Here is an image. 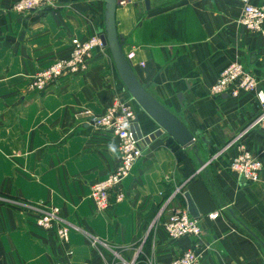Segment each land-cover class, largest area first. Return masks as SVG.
Wrapping results in <instances>:
<instances>
[{
    "label": "crops",
    "instance_id": "0c3cea01",
    "mask_svg": "<svg viewBox=\"0 0 264 264\" xmlns=\"http://www.w3.org/2000/svg\"><path fill=\"white\" fill-rule=\"evenodd\" d=\"M15 1L0 0V264H166L194 243L201 264H264L261 128L237 142L259 160V180L228 167L234 140L262 107L251 92L209 94L236 62L264 94V43L238 23L244 4L264 9V0H148L147 10L143 0H116L115 31L136 80L178 118L194 148L165 133L142 143L119 186L123 200L100 212L89 187L116 168L118 142L75 117L100 114L118 97L129 101L142 136L157 127L124 90L105 47L93 49L85 71L63 74L42 95L28 92L29 77L68 57L71 39L104 34V3L54 0L52 9L17 14ZM183 192L200 235L171 240L163 223L185 209ZM52 208L70 230L65 242L35 225Z\"/></svg>",
    "mask_w": 264,
    "mask_h": 264
},
{
    "label": "built area",
    "instance_id": "2783aa9c",
    "mask_svg": "<svg viewBox=\"0 0 264 264\" xmlns=\"http://www.w3.org/2000/svg\"><path fill=\"white\" fill-rule=\"evenodd\" d=\"M54 8V0H16L11 9L17 14H25L34 10ZM238 23L246 30L259 36L264 43V9L244 4ZM70 53L64 60H58L44 69L37 70L27 79L26 90L36 95L44 94L48 88L63 74H78L86 70L91 53L95 48H102L97 36L88 39H71ZM132 53L126 54L127 61ZM251 92L262 107L260 114L255 117L245 130L234 140L235 145L247 130L259 127L264 131V94L258 87L255 77L246 71L242 64L231 63L221 70L215 82L209 88L211 96H236L238 92ZM79 123L92 130L106 131L112 134L118 142V163L116 168L103 179L94 182L89 187V198L96 211L106 210L111 203H119L124 196L119 186L127 178L136 160L141 156L142 141L135 139L131 131L135 122V115L129 101L115 97L112 103L100 114L84 110L75 117ZM229 170L248 183H255L260 178L261 164L259 160L247 151L241 144L235 146V154L231 157ZM58 210L52 208L46 212H39L34 216L35 225L39 228L53 230L57 240L65 242L69 228L58 221ZM216 214H209L212 219ZM163 229L171 240L181 237L198 238L200 228L195 218L188 215L185 209H173ZM197 245L188 247L176 258L166 264H201ZM54 264H61L56 262Z\"/></svg>",
    "mask_w": 264,
    "mask_h": 264
},
{
    "label": "water",
    "instance_id": "95a60500",
    "mask_svg": "<svg viewBox=\"0 0 264 264\" xmlns=\"http://www.w3.org/2000/svg\"><path fill=\"white\" fill-rule=\"evenodd\" d=\"M103 29L104 34L98 37L102 47L108 50L113 67L124 90L130 99L148 116L156 125V130L142 136L139 125L135 121L132 125V133L135 139L148 143L159 137L162 133L170 136L179 146L194 148L193 140L181 122L155 101L136 80L125 55L122 52V37L115 31L114 12L116 0H103ZM144 8L148 9V0H143ZM185 202V210L192 218L197 217L195 207L186 192L182 193Z\"/></svg>",
    "mask_w": 264,
    "mask_h": 264
},
{
    "label": "clouds",
    "instance_id": "9594fccd",
    "mask_svg": "<svg viewBox=\"0 0 264 264\" xmlns=\"http://www.w3.org/2000/svg\"><path fill=\"white\" fill-rule=\"evenodd\" d=\"M109 149L110 151L115 152V147L113 145H109Z\"/></svg>",
    "mask_w": 264,
    "mask_h": 264
},
{
    "label": "rangeland",
    "instance_id": "374dc122",
    "mask_svg": "<svg viewBox=\"0 0 264 264\" xmlns=\"http://www.w3.org/2000/svg\"><path fill=\"white\" fill-rule=\"evenodd\" d=\"M159 23L158 24H164V21L163 20H160V21H158Z\"/></svg>",
    "mask_w": 264,
    "mask_h": 264
},
{
    "label": "trees",
    "instance_id": "16d2710c",
    "mask_svg": "<svg viewBox=\"0 0 264 264\" xmlns=\"http://www.w3.org/2000/svg\"><path fill=\"white\" fill-rule=\"evenodd\" d=\"M256 241H258V240L256 239ZM258 243H259V241H258Z\"/></svg>",
    "mask_w": 264,
    "mask_h": 264
}]
</instances>
